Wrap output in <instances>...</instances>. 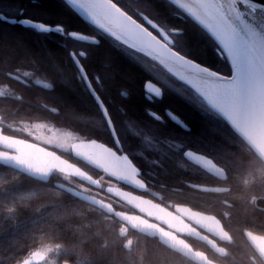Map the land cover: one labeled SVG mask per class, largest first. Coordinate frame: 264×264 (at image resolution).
Returning a JSON list of instances; mask_svg holds the SVG:
<instances>
[{
    "label": "snow or ice",
    "instance_id": "1",
    "mask_svg": "<svg viewBox=\"0 0 264 264\" xmlns=\"http://www.w3.org/2000/svg\"><path fill=\"white\" fill-rule=\"evenodd\" d=\"M63 5L78 15L89 31L70 30L61 22L42 18L51 17L52 13L43 9L37 0H29L28 4L23 0H0V9L7 8V11L0 10V32L7 36L6 30L19 26L32 38L31 41L18 38L10 45L0 47V73L4 77L0 81V99L24 103L25 93L15 87L20 86L30 99L44 98L40 107L52 116L73 122L92 120L97 125V135L90 137L88 142H81L71 128L37 121L27 128L31 136L47 141L50 148L60 143L61 151L82 148L86 143L107 144L120 153L117 159L131 169V179L141 184L143 172L137 159L143 160V153H138L134 159L124 151L117 125L119 119L128 135L149 155L156 153L169 161L179 155L182 161L194 163L207 177L228 180V170L216 157L189 147L185 140L171 139L170 131L161 127L156 128L155 133L148 130L154 125L173 122L177 130L190 135L189 122L174 110L169 108L160 112L149 107L146 109L147 120L134 118L123 103L132 100L133 89L124 82L125 77L114 63V56L108 52L98 54L107 41L112 49L148 74L149 78L143 82V92L149 104L163 100L166 90H171L202 114L221 120L235 139L264 160V149L258 145V139L264 136V0H63ZM189 27L226 62V72L192 54V42L187 35ZM217 129L220 128L213 130ZM9 131L16 132V129L0 127V166L20 159V156L11 157L4 151H22L17 145L24 141L10 137ZM104 134L108 140L103 139ZM220 136L218 148L223 150L228 147V142ZM29 147L37 146L30 144ZM237 147L232 145V150ZM40 151L45 149L40 147ZM48 155L55 153L48 152ZM153 163L159 165L161 161ZM143 184L141 190H146ZM185 187L202 195L230 191V188L214 183L187 182ZM177 207L194 221L216 220L223 229L220 241L231 242L224 219L193 209L191 205L178 204ZM162 211L168 212L167 209ZM172 215L168 212V216ZM161 219L166 217L161 216ZM175 219L183 223L181 217ZM168 223L173 222L168 220ZM161 231L164 236L178 241V244L172 243L162 236L165 245L186 256L192 264H214L207 253L195 248L192 240L196 237L187 236L186 228H180V235ZM262 240L264 232L251 233L250 242L264 259ZM50 251L51 246L47 245L33 250L21 257L18 264H42ZM219 253L226 254V250L221 248Z\"/></svg>",
    "mask_w": 264,
    "mask_h": 264
},
{
    "label": "trees",
    "instance_id": "2",
    "mask_svg": "<svg viewBox=\"0 0 264 264\" xmlns=\"http://www.w3.org/2000/svg\"><path fill=\"white\" fill-rule=\"evenodd\" d=\"M39 2L43 9L52 13L51 17L46 16L48 19L61 22L68 29L89 31L78 15L64 7L62 0ZM6 32L7 36L0 32V47L10 45L18 38L32 40L19 26ZM187 35L192 42V54L217 65L219 58L212 46L190 27ZM106 52L114 56V63L125 77L124 82L133 89L132 100L123 103L133 111L137 109L134 112L138 114V109L144 104L143 82L149 78L148 74L112 49L107 41L98 50V54ZM0 76L3 81V74L0 73ZM15 87L25 93L26 100L24 103H17L12 99H0V115L4 119L52 120L57 125L71 128L88 138L96 137L97 125L94 122L90 128H85L86 120L73 122L52 116L40 107L45 102L44 98L30 99L23 88ZM169 99L172 106L181 108V113L186 116L192 129L203 130L208 140L220 142V135L227 138L224 132L214 131L213 126L203 121L192 105L176 95L169 96ZM4 128L11 129L7 126ZM8 134L22 135L17 131H9ZM238 141L236 139L234 144L238 146L235 151H230L235 188L231 200L233 206L230 209L206 208L204 211L219 215L227 227L239 236L244 228L264 229V211L257 210L251 201L256 191L245 180L249 181L248 184L253 181L247 177L252 171L253 160L244 158V151ZM208 197L203 202H214V199ZM228 216L231 219H225ZM121 232L125 234L121 235ZM48 244L62 247L57 256L58 264H192L191 260L161 244L157 238L131 229L114 216L57 187L53 180L43 182L13 168L0 166V264H18L21 257ZM241 247L243 253L245 246ZM230 251L236 252L235 249ZM238 262L245 264V258H238Z\"/></svg>",
    "mask_w": 264,
    "mask_h": 264
},
{
    "label": "flooded vegetation",
    "instance_id": "3",
    "mask_svg": "<svg viewBox=\"0 0 264 264\" xmlns=\"http://www.w3.org/2000/svg\"><path fill=\"white\" fill-rule=\"evenodd\" d=\"M63 1V0H62ZM24 4H28L29 0H23ZM37 3L39 4V0H37ZM3 11H7V8L4 7L3 9H0ZM40 15L45 16L44 13H40ZM44 19H48L46 16L42 17ZM73 30V29H70ZM217 63V67L223 69L225 72L227 71V64L226 62L220 58ZM1 81V76H0ZM176 95L180 99H182L180 96L172 92L171 90H166L165 96L163 100L158 101L155 104H149L145 98H144V104L141 108L138 109V114H136L133 109H130V111L134 114V118L138 119L139 121L147 120V112L146 109L149 107H154L160 112H164L165 109H172L176 113H178L182 118H184L187 122L188 119L186 116H184L181 113V108H176L172 106L169 96ZM168 96V97H167ZM144 97V92H143ZM183 100V99H182ZM184 101V100H183ZM185 102V101H184ZM193 107V106H192ZM194 111L197 113L198 116H200L203 121H206L209 123V125L213 126L214 128H220L217 129L218 131L224 132L225 136H227L226 140L228 142V148H225L221 150L218 148L219 141L217 140H208V138L205 137V133L201 129L194 130L192 129V132L190 135H186L179 130H177L174 127V123L170 122L165 125H154L153 127L149 128V131H152L155 133V129L161 127L165 131H170L169 136L171 139L175 141H186L187 145L191 148H194L198 151L206 152L211 156L216 157L218 160H220L221 164L228 170L229 178L226 181H220L216 179H212L207 177V175L198 169L195 164H188L181 160L179 155H174L173 159L169 161L162 155H158L156 153H153L149 155L147 152L144 151L142 145L135 141L130 135H128V131L125 128L123 124H120L119 119H117V125L120 130L121 134V141L124 145V151L127 152L129 155H132L134 159L137 158L138 153H143L144 159L140 160L137 159V163L140 165L143 176L141 184L138 185H131L129 183H126L119 179L118 177L108 173L107 171H99L96 168L90 166L83 160L75 157L73 155L72 149L68 148L67 150L61 151L57 148H50L48 145L39 143L49 149H52L56 152H58L61 156L65 157L72 163L77 164L81 169H83L85 172L89 173L92 177L99 179L100 181V187H94L74 176L64 174L59 171H55L52 176L50 177V180H53V183L56 182H64L68 185H71L73 187H76L78 189L84 190L88 193L94 194L104 201L109 202L113 207L117 210L125 211L132 214H139L142 216L147 217L150 220H154L151 217L147 216L145 213L137 209L135 206L131 205L130 203L116 197L111 190L112 189H121L124 190L132 195L139 196L145 199H148L155 204H157L161 209H167L168 212L173 213V218L175 217H181L183 221H188V219L178 210L177 205H191L193 209H200L204 213V210L206 208H217V209H225L233 206L232 204V196L233 192L235 190L234 188V176H233V169L231 168V156L230 151L232 150V145L235 144L236 139L230 132L231 130L227 127L226 124H224L221 120L215 119L211 116H207L205 114H202L200 111H198L196 108H194ZM21 121H18L19 123ZM92 120H86L85 128H90L92 126ZM190 124V123H189ZM191 126V125H190ZM192 128V126H191ZM15 137H20L32 142H36L35 140H32L27 137H21L18 135H12ZM79 140H89L88 137L78 135ZM104 140H108L106 134L103 136ZM241 145L243 151H244V158L253 160V164H251V172L247 174V177L252 179L253 181L248 184V180H245V183L249 185V187H253L254 192L256 191V194L252 197L251 201L254 204V207L257 210H263L264 211V161L260 159L258 155H253V152L249 151L247 145H245L243 142L238 141ZM38 143V142H36ZM107 147L108 145L105 144ZM109 148V147H108ZM113 150L117 155H120V153H117L115 149ZM160 160L161 163L159 165L153 163V161ZM186 169V170H185ZM139 179V177H137ZM247 178V179H248ZM143 181H147L146 184H143ZM187 182H193V183H214L221 186H226L230 188V191L223 192L221 194H224L223 197H218L219 195H202L197 194L195 192H192L190 189L185 187V184ZM143 184V188L146 190H141V185ZM258 192H260L258 194ZM206 196V197H205ZM210 198L214 199V202L212 203H206L203 202V199ZM255 199V202L253 200ZM214 214V213H209ZM230 214V213H229ZM216 216L220 217L219 215L215 214ZM221 218V217H220ZM222 219V218H221ZM171 220V218H169ZM155 221V220H154ZM159 222V221H158ZM175 223H181V220L175 219ZM192 226L196 227L192 222H190ZM160 224L168 228L172 231H174L177 235H180V232L172 229L171 227L165 225L164 223ZM201 233H205L202 229L196 227ZM228 228V227H227ZM229 232L231 233V242L230 243H222L218 237H212V239L215 240L217 245L221 248H224L226 250V254H220L219 252L214 251V249L208 245L207 243H202L204 241L200 239H194L192 240V243L195 245V248L197 250H202L203 252L208 254V257H211L214 261L220 263V264H238V258L244 257L245 258V264H264V260L260 258L255 248L251 245L249 240L247 239V236L245 234L246 231H251L254 233H260L264 232V229H256V228H244L242 230V235L234 234L233 230L228 228ZM187 236L193 237L190 234H187ZM239 238V239H238ZM245 246V250L241 253V246ZM230 249H235L236 252L233 253V251H230Z\"/></svg>",
    "mask_w": 264,
    "mask_h": 264
},
{
    "label": "water",
    "instance_id": "4",
    "mask_svg": "<svg viewBox=\"0 0 264 264\" xmlns=\"http://www.w3.org/2000/svg\"><path fill=\"white\" fill-rule=\"evenodd\" d=\"M9 136L15 137L11 135ZM20 139H22L24 143L18 144L17 148L22 149V151L8 150V149L4 150L7 151L11 157L20 156V159L18 160L13 159L10 164L4 166L13 168L19 172H22L32 178H35L43 182L49 181L52 174L55 171H59L64 174L74 176L94 187L97 188L100 187L99 179L92 177L89 173L81 169L77 164L72 163L65 157L61 156L58 152L49 149L39 143L32 142L23 138ZM80 141L88 142V140H80ZM30 144H35L37 147L35 148L29 147ZM40 147H43L45 151L41 152ZM71 149L75 157L83 160L84 162L96 168L97 170L107 171L108 173L118 177L119 179H121L126 183H129L131 185H138L135 182V180L131 179L130 176L131 169L126 165L124 161L117 159L119 155H117L113 150L108 148L106 145L101 146L99 142H97L96 144L86 143L85 147L82 148L71 147ZM48 152H54L55 155L49 156ZM57 157H59V159H57ZM13 165H18L19 167ZM20 168L26 169V171H21L19 170ZM44 169H46V171ZM30 173H35V175ZM55 185L56 186L61 185L62 187L59 188H61L62 190L68 192L69 194L77 197L78 199L90 205H93L103 210L107 214L114 216L115 218L126 224L128 227H130L131 229L141 234H144L148 237L157 238L159 242L163 245H165V243L161 240V237L164 236V232H162L161 229H164L165 232H171L174 234L176 233L168 228L163 227L160 224V222L164 223L165 225L179 232H180V228H186V234H190L193 237H196L197 239L206 241L207 244L214 249V251L219 252V249H221V247H219L215 242V240L212 239L211 237L213 236L220 238L223 235V229L216 220H204L202 222H197L194 221L190 216H186L181 212L188 219V221H183V223H175V218L172 217L173 215L168 216V212L162 211V209L154 202L139 196L132 195L121 189L115 188L111 190V192L116 197L135 206L137 209L145 213L147 216L154 219L155 220L154 221L139 214H132L125 211L117 210L113 207V205H111L107 201H104L100 197L88 193L84 190L78 189L76 187H73L71 185H68L64 182H56ZM161 216H165L166 219L162 220ZM169 218H171L173 222L172 224L168 223ZM190 222H192L196 227L205 231V233H201L196 227L192 226ZM174 224L180 225V227H173ZM251 233L254 232L251 231L245 232L249 242H250ZM164 239L168 240L169 242L178 244V241L173 240L172 237L164 236ZM178 246L184 247L183 245H178ZM261 246L264 247V240L261 241ZM214 264H220V263L214 261Z\"/></svg>",
    "mask_w": 264,
    "mask_h": 264
},
{
    "label": "rangeland",
    "instance_id": "5",
    "mask_svg": "<svg viewBox=\"0 0 264 264\" xmlns=\"http://www.w3.org/2000/svg\"><path fill=\"white\" fill-rule=\"evenodd\" d=\"M18 121H21L19 123H17ZM18 121H13V120H6L4 119L1 115H0V127H4L7 126L9 128H15L17 132H19L21 137H27L30 138L32 140H35L38 143H43L48 145L47 141L41 140L38 137H33L31 136L28 132H27V128L31 127V125L37 121H27V120H18ZM41 121H47L48 123L52 124L55 123L52 120H41ZM56 124V123H55ZM61 127V126H60ZM64 128V127H61ZM75 132V131H74ZM76 135H81L78 132H75ZM83 136V135H82ZM62 145L60 143H57L56 146L54 148L57 149H61ZM68 148H65L64 150H67ZM46 245L43 246H39L38 248H36L35 250L41 249ZM47 246H51V251L47 257L46 260L42 261V264H58L57 262V256L58 254L62 251V247L61 246H57V245H50L48 244Z\"/></svg>",
    "mask_w": 264,
    "mask_h": 264
},
{
    "label": "bare ground",
    "instance_id": "6",
    "mask_svg": "<svg viewBox=\"0 0 264 264\" xmlns=\"http://www.w3.org/2000/svg\"><path fill=\"white\" fill-rule=\"evenodd\" d=\"M258 145L264 149V136H261L259 139H258Z\"/></svg>",
    "mask_w": 264,
    "mask_h": 264
}]
</instances>
